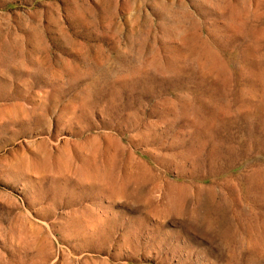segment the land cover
Returning a JSON list of instances; mask_svg holds the SVG:
<instances>
[{
  "label": "rangeland",
  "instance_id": "374dc122",
  "mask_svg": "<svg viewBox=\"0 0 264 264\" xmlns=\"http://www.w3.org/2000/svg\"><path fill=\"white\" fill-rule=\"evenodd\" d=\"M0 264H264V0H0Z\"/></svg>",
  "mask_w": 264,
  "mask_h": 264
}]
</instances>
